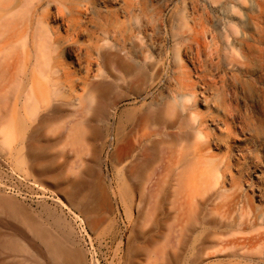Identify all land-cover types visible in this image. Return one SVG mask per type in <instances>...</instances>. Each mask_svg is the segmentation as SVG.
I'll use <instances>...</instances> for the list:
<instances>
[{"label":"bare ground","instance_id":"bare-ground-1","mask_svg":"<svg viewBox=\"0 0 264 264\" xmlns=\"http://www.w3.org/2000/svg\"><path fill=\"white\" fill-rule=\"evenodd\" d=\"M172 1L0 0V168L53 183L93 223L113 141L114 167L142 180L120 182L136 214L142 167H168L155 209L179 213L185 190L182 242L198 232L188 264H264V0ZM64 151L76 164L56 163ZM33 207L0 181L9 264H86L62 213ZM144 235L131 228L126 264H146Z\"/></svg>","mask_w":264,"mask_h":264},{"label":"rangeland","instance_id":"rangeland-1","mask_svg":"<svg viewBox=\"0 0 264 264\" xmlns=\"http://www.w3.org/2000/svg\"><path fill=\"white\" fill-rule=\"evenodd\" d=\"M148 1L152 5L160 2V0ZM172 2H170V5L188 10L191 7L207 8L211 0H175ZM180 55L183 57L181 53ZM261 72L264 82V70H261ZM158 91L159 89H153L147 101L152 99ZM262 98L264 99V95ZM125 105L122 104L120 107L123 108ZM112 142L108 146L110 141L107 140V146L100 153L101 164L98 167V174L104 188L107 190L108 200L105 206L100 204L94 213L93 223L85 219L79 210L68 204L53 183L29 174L25 167H22L19 163L14 162L10 167L0 168V181L4 183L7 190H11L17 197L24 198L26 202L34 206L33 208L36 211L39 210L40 204L44 203L55 207L59 213H62L66 218L67 229L72 230L71 237L74 245L82 251L86 264H126V245L127 240L130 238L129 233L132 227L140 223L141 232L145 234L141 240H144L148 246L150 245L151 249L146 264H165L168 259L173 264H188L193 255V244L198 232L191 230L188 239L184 243L182 242V234L187 228V220L189 219V208L185 203V190L182 192L180 199L179 204L182 203V206L179 213H175L174 209L169 208L167 203H163L162 209H155L154 203L163 198L160 194V185H162L161 180L167 174L168 167H158L159 163H155L152 167H142V171H147L148 178L143 181L141 186V203L139 214H136L133 209L128 208L127 201L120 195V182L124 178L134 186L142 180L140 178H126L123 174V167H114L111 160L114 145ZM57 157V164L67 161L68 164L73 165L77 162V157L73 152L64 151L58 153ZM81 158L86 160L88 154H84ZM254 169L251 168L250 171L252 172ZM251 172L248 174L250 177ZM250 177L247 179L249 180ZM253 180L257 182V179L253 178ZM250 193L255 204L262 203L260 198L253 195L251 191ZM2 232L12 233V230L2 229ZM35 255H25V257L36 262ZM11 259V252L1 250L0 261H2V264L11 263ZM28 263L27 261L26 263L18 262L17 264Z\"/></svg>","mask_w":264,"mask_h":264}]
</instances>
